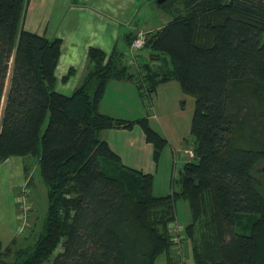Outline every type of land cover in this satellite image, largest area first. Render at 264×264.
Wrapping results in <instances>:
<instances>
[{
    "label": "trees",
    "instance_id": "obj_1",
    "mask_svg": "<svg viewBox=\"0 0 264 264\" xmlns=\"http://www.w3.org/2000/svg\"><path fill=\"white\" fill-rule=\"evenodd\" d=\"M28 2L0 0V162L38 155L47 210L34 240L15 251L12 240L0 258L155 264L165 254L180 264L170 255V225L185 200L191 221L182 242L196 264H264V0H153L170 19L146 38L137 68L124 61L130 31L109 54L87 49L86 75L69 95L55 90L62 40L24 30ZM72 75L69 68L59 81ZM111 81L130 82L148 99L177 81L194 98L193 158L168 195H153L152 175L124 166L103 138L138 125L155 158L166 142L145 117L100 112Z\"/></svg>",
    "mask_w": 264,
    "mask_h": 264
},
{
    "label": "rangeland",
    "instance_id": "obj_2",
    "mask_svg": "<svg viewBox=\"0 0 264 264\" xmlns=\"http://www.w3.org/2000/svg\"><path fill=\"white\" fill-rule=\"evenodd\" d=\"M79 7H86L87 9L84 10L87 12L100 13V16L106 18L107 23L112 21V23H110L111 25L106 26L104 24H99L101 20H99L96 15L93 17L86 11L78 12L80 11ZM127 13H129L130 16L128 20L124 22L126 23L124 25L130 23L133 16L134 19L137 20L136 26L129 25V29L126 28L128 32L132 30L135 35L134 39L139 33L144 37L142 47L135 54L137 61V55L143 54V56H146V52L143 49L146 38L150 33L164 26L170 19L166 13L155 6L153 0H29L25 12L23 28L26 31L44 35V30L46 28L44 22L45 24L47 22L48 26L45 33V37L47 38L54 37L57 31H59L61 36L65 35L70 29L75 30L79 35L95 32L96 35H100L107 42L108 49H110L111 46H109L108 41L111 32H113L111 27L117 28V22H123V17H125ZM44 17H46L47 20H45ZM119 27L122 26L120 25ZM70 32L73 33L72 31ZM123 33H125V30H121L120 33L119 48L123 47ZM134 39H132V41H134ZM78 65L79 67L81 65L86 67L87 61L82 59ZM82 71L85 73V69H82ZM78 81H80V79L78 80L77 76L73 77L65 84L59 81L55 86V90L61 94L69 95L81 84V82ZM173 82L174 83H170L171 85L169 84L167 86H175V88L178 86L182 94V98L178 101L176 99L181 95L179 97L175 96L173 89H169V91L159 89L156 96L154 97L152 95L150 99H148L146 95L142 98L138 95V91L136 90L138 97L136 104L134 103L135 99L130 97L127 88H122L117 91L123 96L128 110L132 109L135 105L138 106L139 116H136V118L140 116H142L140 118H147L150 125L154 127V130L166 140L157 158L153 156V145L151 143H148L150 147L152 146V151L150 153L144 154L140 152V165L149 170L152 174V193L155 196H165L171 193L173 189H178V186L176 184L174 185V182L179 179L182 160H184L183 157L182 160L179 159L178 154H182L183 150H191V148H184V142L190 141L192 144L189 130L193 114L194 98L184 94L177 81ZM8 86L9 76L6 79L4 95L1 99V107L5 103V93ZM68 86H70V89L67 88ZM111 94L115 95V92ZM107 96L108 91L105 99ZM189 100H192V102ZM152 107L154 108V112L152 111ZM154 113L159 117L162 123L152 116ZM148 116L150 118H148ZM175 126H177V131L174 135L172 130ZM178 136H181L182 141H184L182 147L180 145V140L177 141ZM184 155L188 161L193 158L187 153H184ZM37 158L38 155H28L25 158L11 157L5 162H0V252L11 240L17 239L18 247H13V251H15L22 247L20 245L24 244L27 240L32 242L35 236H37V233L42 230L47 210L48 188L41 178L37 166ZM24 166H27L28 174L31 177L28 187L25 185L26 180H24ZM23 190L26 192V200L29 207L24 221H22V212L17 201L18 196H20ZM175 211L179 225L185 227L190 223L191 216L187 201H178ZM181 243L183 264H196L193 261L189 243L186 240ZM170 255L173 258H177L175 251H171ZM12 256V253L6 257L1 256L0 264H3L1 262H4V264H11L13 260ZM164 257L165 254H162L157 258L155 264H163L165 260Z\"/></svg>",
    "mask_w": 264,
    "mask_h": 264
},
{
    "label": "crops",
    "instance_id": "obj_3",
    "mask_svg": "<svg viewBox=\"0 0 264 264\" xmlns=\"http://www.w3.org/2000/svg\"><path fill=\"white\" fill-rule=\"evenodd\" d=\"M84 9H87V8L86 7H79L80 11H78V12H85L86 10H84ZM128 12H130V11H128ZM87 13L93 17H95L94 15H96L99 18V20H101V21H99V24H104V25L108 26V25H111L110 23H112V21L107 23L106 18H104L103 16H100L101 15L100 13H94L91 11H89ZM129 16H130L129 13H127V15L125 17H123V22L118 21L117 22V28L111 27L113 32H111L110 37H109V41H108L109 46H111L110 49H108L107 42L100 35H96L95 32H91L89 34H80L79 35L76 33L75 30L70 29L65 35L61 36L59 31H57V33L55 34L54 37H58L62 40V47H61L62 50H61V56H60L58 65H57L56 70H55V75L57 78L56 85L58 84L60 78L67 73L69 68L73 69V75L70 76L69 80L72 79L73 77L77 76L78 80L80 79V81H78V82L82 81V79L86 75L88 65L86 67H83L82 65L79 67L78 64L81 62L82 59L87 61V49L89 47L98 48V49L102 50L103 52H105L106 54H109L111 52V50H113L114 48H119L118 43H119V40L121 38L120 37L121 30H123V31L125 30V33H123V35H122V36H124V35L130 33V31L128 32L129 25L136 26L137 20L134 19V16L132 17L130 23H128L127 25H124V24H126L124 22H126V20H128ZM44 18H45V20H47L46 17H44ZM44 25L46 26V28L44 30V36H45L48 23L46 22V24H45V22H44ZM120 25L122 27H119ZM120 28H122V29H120ZM126 28H128V29H126ZM70 31H72L73 33H71ZM131 33H132V30H131ZM51 38H53V37H51ZM110 44H112V45H110ZM82 69H85V73H83L84 71H82ZM170 83H174V82L170 81V82H167V83L160 85L156 89V92L154 93L153 96L154 97L156 96L159 89H165L168 91H169V89H173L175 96L179 97L181 95L176 100L178 101L179 99H181L182 94L180 93L178 86H177V88H175V86H167ZM172 85H174V84H172ZM167 87H171V88H167ZM67 88L70 89V86H68ZM122 88H127L129 90L130 97L132 99H135L134 103L136 104V101H138V99H137L138 97H137V93H136L137 91H136V87L132 83L124 82V81L110 82V83H108L106 90H105V95L103 96V98L100 102V106H99L100 112H102V113H104L110 117L120 118V119H124V120L139 119L140 117H142V116H140V117L136 118V116H139L138 115L139 114V107L135 105L132 109L128 110L127 106L125 105L123 96L117 92L119 89H122ZM107 91H108V96L105 99ZM112 92H115V95H112L111 94ZM189 101L192 102V100H189ZM151 103H152V101H151ZM193 108H194V106H193ZM152 111L154 112L153 107H152ZM152 116H154L158 121L161 122V120L159 119V117L155 113ZM148 118H150V117L148 116ZM152 128L154 129V127H152ZM171 129H172V127H171ZM172 131L175 135L176 131H177V126H175ZM102 136L106 140L111 151L114 152L116 155H118V157L120 158V160L124 166L131 168V169H134V170H137V171H140L143 174L152 175L149 170L145 169L144 167H142L140 165L141 164L140 163V152L145 154V153H150L152 151V146L150 147L148 145V142L145 141L144 134H143L142 130L140 129V127L134 125L130 130L109 129L107 131H104ZM179 140H180V145L182 147V144L184 141H182L181 136L177 137V141H179ZM189 145H190V147H189ZM184 148H192L191 142L190 141L184 142ZM178 156H179V159L182 160V157L184 159V160H182V166L180 168L182 170L183 165L188 161V159H186V156L184 155V150H183V153L182 154L179 153ZM10 158L6 159L5 161L9 160ZM24 167L26 168L27 166H24ZM25 168H24V171L25 170L27 171V168L26 169ZM24 177H25V175H24ZM24 180H26V178H24ZM25 182H27V181H25ZM18 195H19V193H18ZM176 222H177V219H176ZM11 242H12V240L9 242L8 245L3 247L2 250H5L11 244ZM160 256H158V258ZM164 258H165V260H164L163 264H167L166 263V257H164Z\"/></svg>",
    "mask_w": 264,
    "mask_h": 264
},
{
    "label": "built area",
    "instance_id": "obj_4",
    "mask_svg": "<svg viewBox=\"0 0 264 264\" xmlns=\"http://www.w3.org/2000/svg\"><path fill=\"white\" fill-rule=\"evenodd\" d=\"M143 36L141 33L137 34V37L131 44L124 50V61L130 67H137L135 54L140 50L143 44ZM184 153L193 157L192 148L189 151H184ZM18 203L20 204L21 212H22V221L25 220V215L29 211L28 203L26 200V192L23 190L17 198ZM183 226L179 225L176 220L172 222L170 225V234L173 240V248L172 250L176 252L177 259L180 264H183V254H182V239H183Z\"/></svg>",
    "mask_w": 264,
    "mask_h": 264
},
{
    "label": "water",
    "instance_id": "obj_5",
    "mask_svg": "<svg viewBox=\"0 0 264 264\" xmlns=\"http://www.w3.org/2000/svg\"><path fill=\"white\" fill-rule=\"evenodd\" d=\"M166 0H156V3L157 4H161V3H163V2H165Z\"/></svg>",
    "mask_w": 264,
    "mask_h": 264
}]
</instances>
